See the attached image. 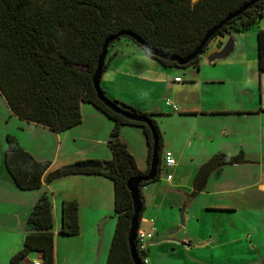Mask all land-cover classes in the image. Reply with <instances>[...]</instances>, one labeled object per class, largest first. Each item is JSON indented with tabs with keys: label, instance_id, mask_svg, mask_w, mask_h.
I'll list each match as a JSON object with an SVG mask.
<instances>
[{
	"label": "crops",
	"instance_id": "obj_1",
	"mask_svg": "<svg viewBox=\"0 0 264 264\" xmlns=\"http://www.w3.org/2000/svg\"><path fill=\"white\" fill-rule=\"evenodd\" d=\"M261 21L252 27L255 29L236 32L241 49L214 62L206 60L207 53L187 65L166 64L133 39L122 37L115 42L113 51L116 53L101 78L103 89L123 106L152 112L164 134L163 155L165 150L171 149L176 158L168 182L159 184L157 179L142 187L146 205L142 219L151 207L156 216L152 218L151 229L154 225L162 231L178 223L173 218L180 196L187 200L201 164L218 151L237 154L243 150L248 161L225 164L214 170L206 187L192 196L187 206H196L199 213L202 203L222 210L237 208V202L211 203L206 199L213 200L212 197H201L204 193L224 198H228L229 193L233 195L241 188L240 175L236 172L251 176L256 173V180L249 185L256 184L264 190L261 159L264 157V70L259 67L258 41L255 44L253 39L259 27H264ZM243 32L252 40L250 49H245ZM217 43L218 40L212 49L219 45ZM8 108L15 127L7 129L0 137V264H9L12 255L24 246L29 231L27 217L44 191L50 193L54 208L55 264H106L117 223L114 180L99 172H71L50 182L44 181L42 187L23 189L7 169L3 155L7 135L12 133L36 157L52 160L44 178L49 171L72 162L110 159L113 152L108 140L115 120L94 103L82 101V121L55 131L23 119L13 113L9 105ZM120 136L127 142L138 166L146 170L149 144L144 128L138 124H122ZM79 138L88 141L86 148L73 147L72 142ZM218 169L229 172V181L221 180ZM66 198L79 202L81 227L75 234L60 231L62 202ZM244 200L246 203V198ZM247 204L252 211L253 201L250 199ZM258 207L264 210V204ZM186 214L189 221L190 210H186ZM36 257H40V253L31 252L22 264H32Z\"/></svg>",
	"mask_w": 264,
	"mask_h": 264
},
{
	"label": "trees",
	"instance_id": "obj_2",
	"mask_svg": "<svg viewBox=\"0 0 264 264\" xmlns=\"http://www.w3.org/2000/svg\"><path fill=\"white\" fill-rule=\"evenodd\" d=\"M248 1L0 0V92L11 111L23 119L61 131L82 121V101H90L115 120L108 140L113 155L103 160V169L75 168L66 164L49 171L44 178L52 160L36 157L12 133L7 135L8 144L3 155L7 169L23 189L42 187L44 181L50 182L71 172H99L114 180L117 223L106 264H135L128 240L133 199L127 180L130 176L148 172L154 144L149 123L116 112L97 94L92 77L106 37L121 29H130L154 48L186 55L200 43L210 27ZM263 17L264 0H258L229 19L206 44V51L216 38L218 45L230 32L258 26ZM127 38L135 40L131 36ZM257 41L259 67L264 70V27H259ZM145 49L166 64H179ZM115 53L116 50L107 56L104 71ZM200 57L202 54L180 65L198 61ZM114 100L121 104L120 100ZM124 107L151 118L159 136L160 161L154 180L160 179L164 166L163 131L152 112L125 104ZM122 124H138L144 128L149 144L146 170L138 166L127 142L121 138ZM245 161L248 158L243 150L237 154L216 152L201 164L194 179V189L186 202L206 187L216 168ZM154 180L143 182L142 187ZM145 207L144 202L143 211ZM27 225L29 231L24 246L12 255L9 264H22V260L34 251L40 253L42 264H55L54 208L48 191L36 201L27 217ZM80 227L79 202L64 199L60 231L75 234ZM139 251L147 264L149 250Z\"/></svg>",
	"mask_w": 264,
	"mask_h": 264
},
{
	"label": "rangeland",
	"instance_id": "obj_3",
	"mask_svg": "<svg viewBox=\"0 0 264 264\" xmlns=\"http://www.w3.org/2000/svg\"><path fill=\"white\" fill-rule=\"evenodd\" d=\"M262 23H264V17ZM242 35V41L246 45L245 49H250L252 40L250 41V38H247L244 32ZM122 37L127 38L128 36ZM217 39H215V42H217ZM253 39L257 44V32ZM215 42H211L208 46L209 49L207 51L205 49L202 56L212 50ZM114 44L115 41L110 45L107 56L112 53ZM13 118L9 112L8 103L0 92V137L4 131L7 129L12 130L15 127ZM72 143L75 149H84L88 145L85 138H79ZM261 159L264 164V157ZM173 169L174 167L164 164L161 178L158 179L159 184L169 181L168 173L173 172ZM218 170L217 175L221 176V180L229 181V172L227 174L222 169ZM236 174L240 175L238 185L241 188L234 192L235 195L229 193L230 196L224 198L219 197L217 194L213 195L214 193H204L201 197H212L213 200L206 199L211 203H215V201L237 202L235 205L237 208L222 210L221 208L205 206L200 201L199 213L196 206H187L186 210H190L191 219L188 221V215L186 214V224L172 234V239L151 244L147 256L148 264H264V261H261L264 257V210L258 207L264 204V190L259 189L256 184L249 185L256 180V173L252 176L249 173L239 174V172H236ZM213 186L212 184L211 187ZM244 198H246V203ZM250 199L253 201L252 211H250L247 204ZM200 200L203 199L200 198ZM179 201L180 204L175 208L173 218L178 220V223L175 226L164 227L162 231L153 230L154 235L180 225L181 208L185 204L186 198L180 196ZM261 211H263L262 214ZM155 217L154 207H151L144 214L140 228L145 232H151V221ZM188 243L191 244L188 245Z\"/></svg>",
	"mask_w": 264,
	"mask_h": 264
},
{
	"label": "water",
	"instance_id": "obj_4",
	"mask_svg": "<svg viewBox=\"0 0 264 264\" xmlns=\"http://www.w3.org/2000/svg\"><path fill=\"white\" fill-rule=\"evenodd\" d=\"M258 0H249L248 2L244 3L242 6H240L235 11L229 13L225 18H223L220 22L216 23L212 27H210L200 43L188 54L186 55H179L175 52L163 50V49H157L152 47L150 44L146 42V40L140 36L137 32L130 30V29H121L118 32L109 34L102 46V50L98 56L97 66L93 73V84L95 86V89L97 91L98 96L100 99H102L109 107H111L116 112H119L126 117H129L131 119L135 120H142L151 126L152 133H153V154L151 158V163L148 172L144 174H136L133 176H130L127 180V185L131 191V196L133 199V214L131 217V224L129 228L128 233V240L130 245V251L132 258L134 260L135 264H144L143 259L140 255V251L136 244V238L140 229V223H141V214L144 208V200L141 195V187L142 183L150 180H154L158 174V167H159V136L157 133V130L155 126L153 125V122L150 117L143 114L142 112L135 111L129 108L124 107L122 104L116 102L113 98L109 97L105 92L101 85V78L104 72L105 63L107 60V55L109 52L110 44L117 40L118 38L128 35L137 40L140 44H142L145 48L150 50L152 53L164 57L166 59L175 60L179 64H185L189 61L195 59L197 56L201 55L204 50L206 44L209 42V40L220 30L223 25L231 18L239 15L243 10H245L247 7L251 6L254 2ZM241 49V45L239 44V35L236 32H230L226 36V38L219 43V45L212 49L208 54L206 55V60L208 62H214L217 59H225L232 55H234L238 50ZM68 167H75V168H90V167H96V168H104V162L103 160L99 158H90L83 161L78 162H72L67 164ZM188 203L185 202V204L181 208V219H180V225L168 228L164 232H158L154 235L153 238H150L146 242V249L149 250L151 244L161 242L162 240L166 239H172L174 234L179 228L184 226L186 224V209H187ZM190 245V243H188Z\"/></svg>",
	"mask_w": 264,
	"mask_h": 264
},
{
	"label": "built area",
	"instance_id": "obj_5",
	"mask_svg": "<svg viewBox=\"0 0 264 264\" xmlns=\"http://www.w3.org/2000/svg\"><path fill=\"white\" fill-rule=\"evenodd\" d=\"M163 163L167 166H172L176 163L174 152L171 149L165 150ZM168 177L171 178L172 173H168ZM151 230H152L151 232H145L144 230L139 229V232L137 235V247L139 249L146 248L147 240L154 237L153 230H157V227L153 225ZM32 264H42V259L40 257L34 258L32 261Z\"/></svg>",
	"mask_w": 264,
	"mask_h": 264
}]
</instances>
